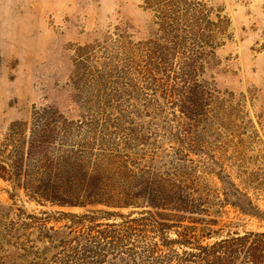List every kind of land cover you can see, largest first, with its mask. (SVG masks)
<instances>
[{
  "label": "rangeland",
  "instance_id": "obj_1",
  "mask_svg": "<svg viewBox=\"0 0 264 264\" xmlns=\"http://www.w3.org/2000/svg\"><path fill=\"white\" fill-rule=\"evenodd\" d=\"M162 1L0 0L2 156L51 107L73 151L116 149L190 186L206 215L182 226L264 229L235 207L264 218V0ZM57 212L85 210L36 205L0 179V264H173L182 251L173 231L103 237L104 214Z\"/></svg>",
  "mask_w": 264,
  "mask_h": 264
},
{
  "label": "trees",
  "instance_id": "obj_2",
  "mask_svg": "<svg viewBox=\"0 0 264 264\" xmlns=\"http://www.w3.org/2000/svg\"><path fill=\"white\" fill-rule=\"evenodd\" d=\"M162 2L146 0L145 4L160 10ZM34 115L36 120L26 136L19 132L18 139L13 140L11 131L10 156L3 158L0 151V179L10 182L12 190H21L28 201L39 206L85 210L79 215L57 212L68 218L91 220L102 213L106 223L99 224L104 230L98 234L103 237L118 233L125 238L147 233L161 236L173 231L176 238L171 243L182 249L175 254L173 264L194 260L200 264H264V229L222 235L207 227L197 230L195 226H182L183 222L203 223L195 217L206 215L197 202L201 199L192 197L190 186L158 178L152 170L141 167V158L130 160L116 149L102 148L96 154L73 151L74 145L67 144L68 125L61 113L44 107ZM235 207L264 223V218ZM120 210L128 213L119 214ZM39 213L43 219L33 218L44 224L49 215ZM116 218L120 221L116 222ZM216 223L211 219L204 224ZM112 238L118 240L116 236ZM211 238L215 240L200 244L202 239Z\"/></svg>",
  "mask_w": 264,
  "mask_h": 264
}]
</instances>
